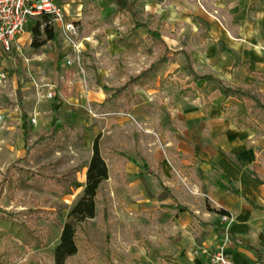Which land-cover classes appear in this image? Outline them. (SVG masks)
Listing matches in <instances>:
<instances>
[{
	"label": "crops",
	"instance_id": "obj_1",
	"mask_svg": "<svg viewBox=\"0 0 264 264\" xmlns=\"http://www.w3.org/2000/svg\"><path fill=\"white\" fill-rule=\"evenodd\" d=\"M100 1L92 3L99 8ZM150 7V16L162 21L169 50L187 51L198 76H214L227 86L264 90L255 79L264 77V0H155ZM147 34V29L141 30L143 38ZM115 37L108 44L109 52L146 61L134 73L121 66L129 76L139 75L151 64L149 56L113 45ZM184 61L180 55L171 66L165 77L168 84L147 91L135 89V99L116 100L104 92L106 85L94 88L82 83L78 73H69L58 95L72 103V119L84 123L88 165L93 142L100 137L109 172L102 186L116 190L129 205L122 216L125 213L128 223L141 227L138 244L147 254L146 264L154 263L145 242L160 254L157 264H206L207 257L196 252L202 246L213 250L224 240L226 225L215 212L219 210L235 220L227 247L230 258L237 264H264V185L254 180L256 175L264 181V129L239 128L230 122L222 107L231 106L239 115L243 104L224 101L218 91L206 99L201 94L205 82L183 76ZM119 66L122 86L127 77L119 75ZM99 73H95L98 81ZM64 90L71 91L70 97H65ZM79 109L89 110L90 115ZM86 172L87 168L85 177ZM221 183L240 194L224 190ZM163 188L195 218L165 209L174 201L159 199Z\"/></svg>",
	"mask_w": 264,
	"mask_h": 264
},
{
	"label": "rangeland",
	"instance_id": "obj_2",
	"mask_svg": "<svg viewBox=\"0 0 264 264\" xmlns=\"http://www.w3.org/2000/svg\"><path fill=\"white\" fill-rule=\"evenodd\" d=\"M131 1L140 12V21L147 23L151 3L155 0ZM99 5V8L95 7L92 0L60 3L64 22L52 21L55 40L41 49H33L30 25L24 35L23 54L6 55L0 64L7 74V81L0 85V116L3 117L0 121V208L21 214V220L40 229L47 239L42 249L15 252L11 264H55L54 250L60 242L62 228L83 193L89 162L83 143L86 128L84 123L72 119L74 108L69 98L63 101L64 95H58L63 91L69 73L73 76L78 73L79 81L94 88L101 83L120 86L117 64L134 73L146 62L134 55L108 51V44L117 31H126L128 25L124 18L115 16V0H103ZM66 23H73L77 29L73 39L82 46L80 63L66 40ZM98 70L99 81L95 75ZM64 92L65 97L72 94L71 91ZM49 94L53 95L51 99ZM233 107L236 112L237 108ZM79 110L90 115L89 110ZM55 121L57 132L51 134ZM44 135L50 136L42 141L40 138ZM32 174L33 179L30 178ZM11 179L15 190L9 186ZM114 191L106 184L101 187L96 218L89 223L94 245L87 253L79 252L68 264H97L96 258L99 250L105 247L107 234L111 237L115 264H146L147 254L138 244V233L143 231L134 223H128L129 217L125 213L122 216L129 205H125L120 194ZM106 205L110 224L104 221ZM39 210L50 211L52 215L34 214Z\"/></svg>",
	"mask_w": 264,
	"mask_h": 264
},
{
	"label": "trees",
	"instance_id": "obj_3",
	"mask_svg": "<svg viewBox=\"0 0 264 264\" xmlns=\"http://www.w3.org/2000/svg\"><path fill=\"white\" fill-rule=\"evenodd\" d=\"M116 11L115 16L124 18L125 24L128 25L126 31H117L116 37L112 44L125 49L126 52L132 54H144L151 58V64L143 69L137 76H129L124 68L118 67L119 75L127 77L126 82L117 88L104 86L103 90L112 98L118 100L120 98L135 99V89L151 90L157 85L164 86L168 84L166 74L171 66L178 62L180 55L185 58L184 63L180 67L183 76L188 77L190 81H204L205 87L201 94L207 99L215 92H220L224 101L234 99L243 104L244 110L237 115L233 112V108L223 106L222 111L228 115V120L235 123L239 128L262 130L264 129V90H260L254 86H227L223 81L214 76L207 75L200 77L194 71V63L191 55L187 51L171 52L163 40L164 27L161 20H155L149 16L148 22L140 21V12L136 9L131 0H115ZM33 49H41L49 42L55 40V28L50 17H41L39 20L31 24ZM147 29L146 38L141 35V30ZM255 79L264 85V77L256 76ZM211 106L207 104L206 108ZM26 120V116H24ZM50 131L51 134L57 132L56 124ZM28 132V131H27ZM50 134V135H51ZM50 135H44L40 139L46 140ZM40 140V141H41ZM93 155L87 167L86 182L83 186L81 198L70 210L67 220L62 228L60 242L54 250L55 264H68L72 258L77 256L79 252L87 253L93 247V241L90 235L89 223L96 218L98 195L102 184L109 179L107 164L100 152V137H96L92 147ZM28 175L30 173H27ZM33 174L30 177L33 179ZM254 180L264 185L258 176L254 175ZM14 180L9 181L11 189L15 190ZM80 187V186H78ZM221 187L233 194L239 195L240 192L234 188L227 187L221 183ZM164 193L159 196L160 200L172 199L174 205L164 206L165 209H174L178 213H190L195 218L193 212L189 208L179 205L176 197L167 188H163ZM3 193V192H1ZM213 211V210H211ZM217 214L224 216L229 215L224 210L215 211ZM52 212L39 210L34 212L37 215H52ZM18 213L8 212L0 208V264H11L12 255L24 249H42L46 246V236L43 232L31 226L28 222L20 219ZM104 220L109 224L110 216L108 206L103 211ZM145 248L151 251L150 260L157 264L161 257L160 254L152 250L147 242L144 243ZM97 264H115L111 237L106 236L105 247L99 250L96 258Z\"/></svg>",
	"mask_w": 264,
	"mask_h": 264
},
{
	"label": "built area",
	"instance_id": "obj_4",
	"mask_svg": "<svg viewBox=\"0 0 264 264\" xmlns=\"http://www.w3.org/2000/svg\"><path fill=\"white\" fill-rule=\"evenodd\" d=\"M41 17H50L52 21L63 24L64 14L60 8L59 0H0V64L6 55L23 54L20 38L25 34L26 29ZM64 33L80 63L82 46L73 39L78 33L74 24H64ZM6 81L7 74L0 67V85ZM52 97V94L48 95V98ZM2 120L3 117L0 116V121ZM33 123L36 124V120H33ZM221 220L226 225L224 240L214 250L201 248L196 252V255L206 256V264H237L227 253L230 242L229 232L235 220L230 214L221 216Z\"/></svg>",
	"mask_w": 264,
	"mask_h": 264
}]
</instances>
